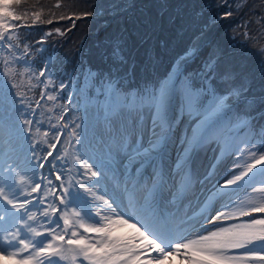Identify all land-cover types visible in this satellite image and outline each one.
<instances>
[{
    "label": "snow or ice",
    "instance_id": "6c2138e0",
    "mask_svg": "<svg viewBox=\"0 0 264 264\" xmlns=\"http://www.w3.org/2000/svg\"><path fill=\"white\" fill-rule=\"evenodd\" d=\"M0 264H264V0H0Z\"/></svg>",
    "mask_w": 264,
    "mask_h": 264
},
{
    "label": "trees",
    "instance_id": "16d2710c",
    "mask_svg": "<svg viewBox=\"0 0 264 264\" xmlns=\"http://www.w3.org/2000/svg\"><path fill=\"white\" fill-rule=\"evenodd\" d=\"M26 2L28 4H31V3H33V0H26ZM54 2H55V0H39L40 4H44V5H48V6L54 4ZM95 2H96V0H63V3H65V4L78 5L80 8H83L87 5H91ZM248 3H249V5H251L253 3L258 5L260 3V0H248ZM248 15L251 16V13H249ZM240 19L241 18H239V17H233L232 23L229 24L226 28H221L220 31L226 32V33L229 31H232V27H234L236 24L240 23ZM101 23H103V22H101ZM54 24H56V26H61L63 28L64 26L68 25V22L67 21H60V22H54ZM253 27H255V26L253 25ZM96 30H97V25L90 18H83L81 20H78V21H76L75 27L70 31V33L66 34L67 40L65 41L63 46L57 45V48L60 50L61 54H63L64 52L68 51L70 48L77 46L78 43H80V42H84V46L87 47L88 42L91 41L92 36L96 32ZM228 36H227V38H228ZM182 46H183L182 44H177L175 47L170 49L168 56L171 57V56L179 55ZM65 66L69 70H71V66H72L71 63L66 64Z\"/></svg>",
    "mask_w": 264,
    "mask_h": 264
},
{
    "label": "rangeland",
    "instance_id": "374dc122",
    "mask_svg": "<svg viewBox=\"0 0 264 264\" xmlns=\"http://www.w3.org/2000/svg\"><path fill=\"white\" fill-rule=\"evenodd\" d=\"M228 35H229V36H228ZM227 36H228V38L231 37V31L227 32Z\"/></svg>",
    "mask_w": 264,
    "mask_h": 264
},
{
    "label": "bare ground",
    "instance_id": "6f19581e",
    "mask_svg": "<svg viewBox=\"0 0 264 264\" xmlns=\"http://www.w3.org/2000/svg\"><path fill=\"white\" fill-rule=\"evenodd\" d=\"M210 154V153H209Z\"/></svg>",
    "mask_w": 264,
    "mask_h": 264
}]
</instances>
